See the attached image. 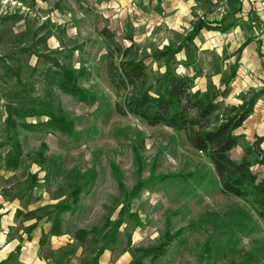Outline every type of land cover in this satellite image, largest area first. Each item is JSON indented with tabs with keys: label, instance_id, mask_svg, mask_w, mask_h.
<instances>
[{
	"label": "rangeland",
	"instance_id": "obj_1",
	"mask_svg": "<svg viewBox=\"0 0 264 264\" xmlns=\"http://www.w3.org/2000/svg\"><path fill=\"white\" fill-rule=\"evenodd\" d=\"M123 3L0 0L1 72L10 69V73L21 75L23 82H33L46 68L44 57L48 56L74 70L79 86L95 97L92 104L80 103L54 89V96L75 124L76 135L18 129L22 156L16 168L6 160L12 148L7 140L6 102L0 97V262L24 241L20 264H92L97 257L99 264H134L138 260L141 264H239L244 260L264 264V220L244 201L221 194L213 166L190 147L186 135L165 127L150 128L117 112L116 104L122 98L110 84L108 50L101 35L108 29L124 49L135 45L134 50L148 65L152 85L165 73L163 62H156L154 53L177 48L199 20L237 21L225 33L202 31L194 40L193 55L199 65L197 79L207 82L205 92L212 87L223 107H239L264 90V26L240 14L233 17L231 0ZM249 9L264 21L263 8ZM248 39L250 44L254 40L262 67L253 72L242 69L240 58L237 74L230 79L236 51ZM182 58L186 59L184 51L177 55L179 62ZM180 66L177 72L185 75L186 68ZM35 68L39 73L33 79ZM240 70L257 87L236 96L238 105H226ZM3 82L0 80V85ZM44 89L42 82L36 87V96L43 97ZM260 100L264 101V96ZM263 147L260 156L251 157L255 165L264 159ZM135 148L142 161L141 176ZM113 164L119 169L124 192L114 177ZM34 176L38 185L30 190ZM162 176L170 178L160 181ZM140 181L146 185L131 201V210L141 227L132 231L125 224L113 237L116 243L108 244L107 220L112 225L118 221L126 197ZM73 184L84 186V192L73 212L63 216L62 234L49 235L51 223L43 220L27 241L29 228L36 224L30 215L43 217V209L65 200ZM6 211L11 220L5 221L2 230ZM181 231L163 256L143 254L144 249L162 245L167 234Z\"/></svg>",
	"mask_w": 264,
	"mask_h": 264
},
{
	"label": "trees",
	"instance_id": "obj_2",
	"mask_svg": "<svg viewBox=\"0 0 264 264\" xmlns=\"http://www.w3.org/2000/svg\"><path fill=\"white\" fill-rule=\"evenodd\" d=\"M231 3L232 16L235 17L242 12L243 5L238 0H231ZM227 20L224 19L221 22L199 20L177 48L166 47L163 51L154 53L152 55L154 60L163 62L165 73L158 77L152 85L149 84L148 65L145 59L141 58L134 50L135 45L124 49L115 40L114 35L108 29H104L101 31V35L108 50V77L117 96L122 98V102L116 104L117 112L120 115L133 116L150 128L165 127L178 133H184L190 147L204 155L213 166L219 180L221 194L244 201L260 219L264 220V181H259L253 171L255 164L251 161V157L255 158L261 155L264 138H259L253 147L246 148L243 160L236 161L231 156L233 150L244 143V138L237 136L236 131L254 113L258 100L264 96V90L256 93L239 107H223L218 100L219 95L212 87L207 92L195 91L199 65L193 55L194 40L204 30L225 33L237 25V21L227 24ZM250 21L260 27L262 25L259 19L252 14ZM248 44L249 41L238 51L237 62L232 69L230 79L235 78L239 69L238 62L241 53ZM183 51L186 53V59L179 62L177 55ZM44 58L46 68L33 82H23L21 75L10 73V69L7 70L8 72H1L0 68V80L4 81L0 85V97L6 102L7 140L12 148L8 151L6 160L8 165L10 164L14 168L19 166L17 164L22 156L18 129L21 128L32 133H59L67 137L76 135L75 124L69 120L62 103L54 96V89L80 103L92 104L95 101V97L90 91L79 86V77L74 70L48 56ZM178 65H182L187 71L193 70L195 75L191 76L189 73L180 75L177 72ZM38 70L34 69L33 79L39 73ZM11 76H15L16 80H12ZM42 82L45 83L44 95L43 97L36 96V87L41 86ZM134 150L139 166L138 176H141L142 161L138 149ZM258 163L264 164V161ZM112 170L120 189L124 192L120 172L115 164L112 165ZM176 177L183 178L180 175ZM159 178L160 181H164L170 176ZM30 185V190L38 185L36 176L32 177ZM145 185L140 181L126 197V204L115 224L112 225L107 220L108 233L105 235V239L108 244L116 243L117 240H114L113 237L119 234V230L125 224L130 226L132 231L141 227L142 223L138 216L131 210V201L140 195ZM71 189V193L65 200L55 206L45 207L43 217H37L34 213L30 215L31 220H35L36 224L29 228L28 233L30 234L27 241L32 240L31 233L39 227V223L43 220L51 223L49 235L59 236L62 234L63 216L73 212L80 203L84 186L73 184ZM109 224L110 229L108 228ZM182 233L181 231L174 235L167 234L162 245L144 249L142 250L143 254L145 256H163L169 243L176 240ZM23 243L24 241L0 264H20ZM44 244L45 241L42 240L41 245ZM206 252H209V247H206ZM92 264H99V258H95ZM134 264L141 263L138 260ZM239 264H249V261L244 260Z\"/></svg>",
	"mask_w": 264,
	"mask_h": 264
},
{
	"label": "crops",
	"instance_id": "obj_3",
	"mask_svg": "<svg viewBox=\"0 0 264 264\" xmlns=\"http://www.w3.org/2000/svg\"><path fill=\"white\" fill-rule=\"evenodd\" d=\"M119 3L124 4L123 2L128 1V0H117ZM244 5V4H242ZM118 6V12H121L122 8L119 10ZM242 9V12L240 13V17H246L247 20L250 22V15L252 12H250V6L244 5ZM124 8V7H123ZM262 26H264V21L261 19ZM174 22V21H173ZM175 23H173V26ZM132 40V39H130ZM248 41H250L248 39ZM247 42V40L245 41ZM251 44L249 43L246 48L243 49V52L241 53V61H240V67L242 66V69H247L248 71L253 72L257 68H261L262 64L259 60L258 54L255 53V46L253 45L254 40H251ZM238 54V50L236 51ZM236 54V55H237ZM252 59V60H250ZM179 60H185V58L179 59ZM252 63L254 66H252ZM186 73H189L191 76L195 75V72L193 70L187 71ZM264 80V79H262ZM196 91H202L205 92L207 89V82L201 79H197L195 82ZM251 87H257L254 86L252 83L251 79L248 76H245V73L240 72L238 73V77L234 84L232 85V94L231 96L226 100V105H238L240 101L236 99V96H238L240 93L248 90V88ZM237 136H241L244 138V143L242 146L236 148L233 150L231 153V156L234 160L236 161H241L245 157V150L247 147L251 148L256 142V139L258 138H264V101L260 100L255 107L254 113L246 120V122L243 124V126L236 131ZM264 150V147L262 148ZM263 158V157H262ZM264 161V159H262ZM214 170V168H213ZM253 171L254 173L258 176L259 181H264V164H259L257 163L256 165L253 166ZM215 172V170H214ZM8 214V215H7ZM10 213L6 211V216H3V222L2 224V230L5 229L7 225H5V221L11 220L9 219ZM10 226V225H8ZM18 247V246H17ZM16 247V248H17ZM23 248V247H22ZM16 250V249H15ZM14 250V251H15ZM14 251L10 252L8 256L13 253ZM8 256L2 260L0 263L5 261ZM124 259H120V262L123 261Z\"/></svg>",
	"mask_w": 264,
	"mask_h": 264
},
{
	"label": "built area",
	"instance_id": "obj_4",
	"mask_svg": "<svg viewBox=\"0 0 264 264\" xmlns=\"http://www.w3.org/2000/svg\"><path fill=\"white\" fill-rule=\"evenodd\" d=\"M240 3L244 4V5H248L250 7H261L264 9V3L261 0H238ZM183 67L180 66V69H182Z\"/></svg>",
	"mask_w": 264,
	"mask_h": 264
}]
</instances>
